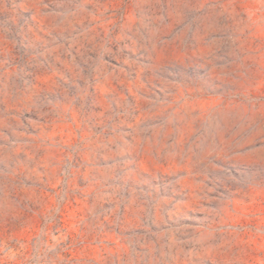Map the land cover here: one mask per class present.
I'll return each instance as SVG.
<instances>
[{
    "label": "rangeland",
    "instance_id": "374dc122",
    "mask_svg": "<svg viewBox=\"0 0 264 264\" xmlns=\"http://www.w3.org/2000/svg\"><path fill=\"white\" fill-rule=\"evenodd\" d=\"M0 264H264V0H0Z\"/></svg>",
    "mask_w": 264,
    "mask_h": 264
}]
</instances>
